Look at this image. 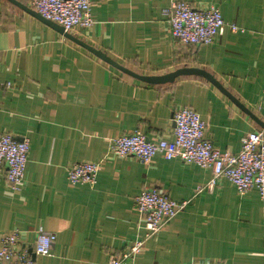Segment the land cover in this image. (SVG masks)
<instances>
[{
  "label": "crops",
  "instance_id": "1",
  "mask_svg": "<svg viewBox=\"0 0 264 264\" xmlns=\"http://www.w3.org/2000/svg\"><path fill=\"white\" fill-rule=\"evenodd\" d=\"M16 1L24 7L0 0V133L27 138L29 151L20 189L0 171V237L16 230L30 250L41 227L55 239L36 264H107L144 234L133 198L153 187L187 204L124 264H264V204L255 186L240 195L219 177L209 191L211 169L110 152L113 137L134 131L172 141V115L183 106L200 115L221 152L237 153L243 133L262 130L264 0H181L215 5L241 30L225 27L202 45L171 37L166 9L176 0H91L92 25L70 31ZM88 47L140 75L205 69L235 101L198 75L142 81ZM102 158L93 185L68 180L71 163Z\"/></svg>",
  "mask_w": 264,
  "mask_h": 264
},
{
  "label": "built area",
  "instance_id": "2",
  "mask_svg": "<svg viewBox=\"0 0 264 264\" xmlns=\"http://www.w3.org/2000/svg\"><path fill=\"white\" fill-rule=\"evenodd\" d=\"M30 7L41 17L70 31L76 26L88 28L93 19L90 13L91 0H28ZM171 37L183 45L209 44L225 27L232 32L241 31L235 23H227L215 5L195 8L188 2L172 1L166 9ZM1 86V83H0ZM172 141L149 140L142 132L134 131L118 135L110 140V152L116 157H135L142 163H149L155 155L164 159L178 158L183 163L196 164L211 169L212 179L207 189H213L215 179L226 178L235 186L238 194H245L251 187L258 189L264 204V128L245 132L240 137L237 153L219 151L205 133V122L193 109L183 106L173 112ZM29 151L27 138L16 139L9 133H0V171L4 168L5 178L14 189L24 183V169ZM104 158L97 161H77L67 167V178L72 184L93 185ZM201 188L196 189V193ZM135 210L142 218L144 234L135 236L130 246L121 253L109 256L107 264H124L133 259L145 242L155 236L185 207L187 201L174 202L156 188H144L134 198ZM264 230V207L262 216ZM19 232L12 231L0 237V264H36L32 253L47 255L55 239L41 227L37 231L34 245L29 251L21 247ZM197 264H209L203 261ZM220 264V263H216Z\"/></svg>",
  "mask_w": 264,
  "mask_h": 264
},
{
  "label": "water",
  "instance_id": "3",
  "mask_svg": "<svg viewBox=\"0 0 264 264\" xmlns=\"http://www.w3.org/2000/svg\"><path fill=\"white\" fill-rule=\"evenodd\" d=\"M12 1L15 2L16 4L20 5V6H23L21 3H19L16 0H12ZM31 12H33L37 17H39L43 21L50 22V23H54V22H52L50 20H47V19L41 17L35 11H31ZM54 24H56V23H54ZM58 26L62 30H64L62 26H60V25H58ZM88 48L91 49V51L93 53H95L96 55H98L99 57H101L103 60H105L109 64L113 65L114 67L122 70L123 72H126V73H128V74H130V75H132V76H134V77H136V78H138V79H140L142 81H145V82H148V83H154V84H163V83L173 82L176 77L189 76V75H198V76H202L205 79H207L208 81H210L213 85L217 86L220 89V91H222L223 93H225L231 100L235 101V99L230 95V93L228 91H226V89L223 88V86L215 79V77L213 75H211L205 69L197 68V67H186L185 66V67L178 68V69H176L174 71H171L169 73L162 74V75H140V74L134 73L133 71L127 69L126 67L118 64L116 61H114L113 59L109 58L103 52H101V51H99L97 49H93L91 47H88ZM236 103L241 108H243L244 110H246L241 104H239L238 102H236ZM258 122L264 128V122H262V121H258ZM29 251H31V249ZM32 257L35 258V255L33 253H32Z\"/></svg>",
  "mask_w": 264,
  "mask_h": 264
}]
</instances>
